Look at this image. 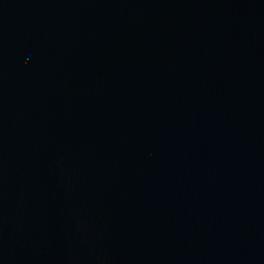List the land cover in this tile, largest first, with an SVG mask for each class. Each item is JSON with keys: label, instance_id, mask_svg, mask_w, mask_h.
<instances>
[{"label": "water", "instance_id": "water-1", "mask_svg": "<svg viewBox=\"0 0 264 264\" xmlns=\"http://www.w3.org/2000/svg\"><path fill=\"white\" fill-rule=\"evenodd\" d=\"M0 264H264V0H0Z\"/></svg>", "mask_w": 264, "mask_h": 264}]
</instances>
